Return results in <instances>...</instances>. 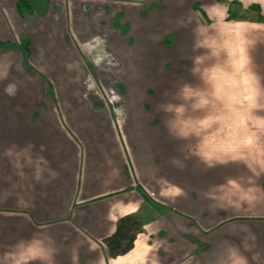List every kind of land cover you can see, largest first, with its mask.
I'll return each instance as SVG.
<instances>
[{
	"label": "crops",
	"instance_id": "0c3cea01",
	"mask_svg": "<svg viewBox=\"0 0 264 264\" xmlns=\"http://www.w3.org/2000/svg\"><path fill=\"white\" fill-rule=\"evenodd\" d=\"M17 1L0 0V41L14 44L0 48V264H264V0H231L250 12L243 20L225 7L190 6L215 20L218 41L243 53L248 71L207 74L201 95L182 102L175 84L162 88L168 74L142 67L138 102L126 97L116 118L93 95L66 21L49 25L46 0L42 15L35 5L20 17ZM164 2L163 14L183 9ZM43 71L59 78L56 101ZM227 79L214 92L211 82ZM144 80L155 107L171 90L170 117L141 112ZM129 213L141 230L131 250L110 257L103 240Z\"/></svg>",
	"mask_w": 264,
	"mask_h": 264
},
{
	"label": "rangeland",
	"instance_id": "374dc122",
	"mask_svg": "<svg viewBox=\"0 0 264 264\" xmlns=\"http://www.w3.org/2000/svg\"><path fill=\"white\" fill-rule=\"evenodd\" d=\"M178 1L182 3V10L173 6L177 9L176 13L171 10L168 13L173 11L172 14H163L164 9H169L164 0H65L64 9L60 8L58 0H46V7L54 8L46 14L49 25L66 21L67 40L76 45V49L86 59V80L97 91L98 97L93 95L97 102L113 106L114 118L118 115L124 116L121 106L126 97L130 99V103L138 102L137 94L132 92L138 89L137 74L142 67L147 71L161 69L168 74L167 79L160 80L167 81L162 88H170V85L175 84L176 97L182 102L187 101L182 100L187 95L191 96L192 102L201 95V85L206 82L204 77L207 74L209 76L215 72L225 73L227 76L237 70L244 72L250 69L251 64L243 53L238 51L234 54L230 48L229 54L228 48L220 44L218 36L223 33L219 31V27H214L215 20L207 21L203 12L199 16L190 6H194L193 9L197 11L203 7L207 10H212L214 6L221 9L225 7L230 14L246 13L235 16L242 20L244 16L246 19L251 17L248 10L242 9L231 0ZM186 3L189 8L185 7ZM34 4L37 6L35 11L42 15L45 8L41 0H35ZM184 7L190 9V13L184 11ZM160 11L161 17L156 16L160 21H157V18L154 19L155 13ZM175 16L179 24L172 21ZM262 18L263 15L260 19ZM112 21L115 22L113 29H107L112 26ZM232 34L223 36L227 41ZM142 47L145 50H142ZM142 56L146 58L144 62L141 60ZM97 70L101 74L100 77ZM170 72H177L174 75L176 83L171 84L173 78ZM42 77L47 83L48 97L55 100L54 92L60 86L59 78L45 71ZM149 80H144L143 86L149 101L141 105V112L145 110L146 119L170 117L174 103L169 104V110L163 107L170 102L171 90L162 89L163 92L156 103L159 108L155 107V89ZM227 82L230 80L222 82L220 88H215L211 82L214 92H224L228 88ZM179 114L183 115L185 112L179 111Z\"/></svg>",
	"mask_w": 264,
	"mask_h": 264
},
{
	"label": "trees",
	"instance_id": "16d2710c",
	"mask_svg": "<svg viewBox=\"0 0 264 264\" xmlns=\"http://www.w3.org/2000/svg\"><path fill=\"white\" fill-rule=\"evenodd\" d=\"M35 8L33 0H18L16 3L17 13L20 17H24L27 14H31ZM253 9H257L259 13V18L262 17L260 14V7L258 5H253ZM229 17H235L230 14ZM246 19V16L243 17ZM23 45L21 48L25 53H28L29 40H21ZM14 47L11 42L0 41V48ZM141 220L137 214L129 213L120 216L115 225V229L111 235L104 238L103 242L107 248L110 257H115L117 255L125 254L132 249L134 242L136 241L137 233L141 230Z\"/></svg>",
	"mask_w": 264,
	"mask_h": 264
}]
</instances>
